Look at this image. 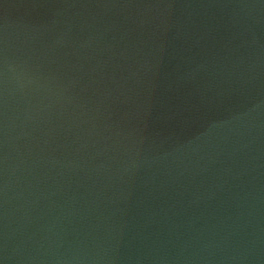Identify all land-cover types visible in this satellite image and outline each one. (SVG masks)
I'll return each mask as SVG.
<instances>
[{
	"label": "water",
	"instance_id": "1",
	"mask_svg": "<svg viewBox=\"0 0 264 264\" xmlns=\"http://www.w3.org/2000/svg\"><path fill=\"white\" fill-rule=\"evenodd\" d=\"M0 264H264V0H0Z\"/></svg>",
	"mask_w": 264,
	"mask_h": 264
}]
</instances>
